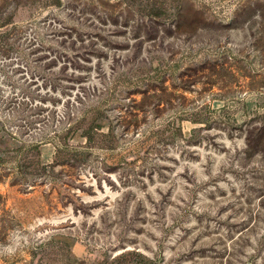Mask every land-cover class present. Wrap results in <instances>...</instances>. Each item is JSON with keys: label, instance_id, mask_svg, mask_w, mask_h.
Returning <instances> with one entry per match:
<instances>
[{"label": "rangeland", "instance_id": "1", "mask_svg": "<svg viewBox=\"0 0 264 264\" xmlns=\"http://www.w3.org/2000/svg\"><path fill=\"white\" fill-rule=\"evenodd\" d=\"M0 264H264V0H0Z\"/></svg>", "mask_w": 264, "mask_h": 264}]
</instances>
